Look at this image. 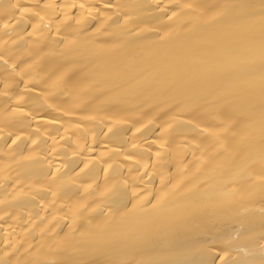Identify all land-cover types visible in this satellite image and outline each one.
Here are the masks:
<instances>
[{
	"label": "bare ground",
	"instance_id": "6f19581e",
	"mask_svg": "<svg viewBox=\"0 0 264 264\" xmlns=\"http://www.w3.org/2000/svg\"><path fill=\"white\" fill-rule=\"evenodd\" d=\"M0 264H264V0H0Z\"/></svg>",
	"mask_w": 264,
	"mask_h": 264
}]
</instances>
